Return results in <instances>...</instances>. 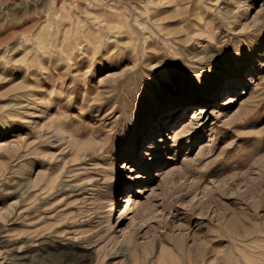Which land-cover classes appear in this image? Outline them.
I'll list each match as a JSON object with an SVG mask.
<instances>
[{"label": "rangeland", "instance_id": "obj_1", "mask_svg": "<svg viewBox=\"0 0 264 264\" xmlns=\"http://www.w3.org/2000/svg\"><path fill=\"white\" fill-rule=\"evenodd\" d=\"M0 264H264V0H0Z\"/></svg>", "mask_w": 264, "mask_h": 264}, {"label": "bare ground", "instance_id": "obj_2", "mask_svg": "<svg viewBox=\"0 0 264 264\" xmlns=\"http://www.w3.org/2000/svg\"><path fill=\"white\" fill-rule=\"evenodd\" d=\"M222 80H223V79H222ZM218 91H219V90H218V87L215 86V87L212 88V92H213V94H217ZM209 96H210V95H201V96H200V99H205V98L208 99ZM182 108H183V106H181V105H180V106H177V107L175 108V110L172 111V112H175L174 114H176V113H180ZM172 112H171V113H172ZM169 113H170V112L165 113V115H167V114H169ZM178 115H179V114H177V115L174 117V119H177ZM166 119L171 120V119H172V116H171V115L166 116ZM158 128H159V126H158ZM153 129H154V128H153ZM159 129H160V128H159ZM159 129L156 131V133L159 132ZM162 129H163V128H162ZM151 132H152V131H151ZM151 132H150V133H151ZM160 132H161V131H160ZM160 132H159V133H160ZM129 197H130V196H129ZM127 200H128V201H131V198H129V199H127ZM127 200H126V201L124 200V202H128ZM118 207H119V206H118ZM118 207L116 208V211H117Z\"/></svg>", "mask_w": 264, "mask_h": 264}, {"label": "snow or ice", "instance_id": "obj_3", "mask_svg": "<svg viewBox=\"0 0 264 264\" xmlns=\"http://www.w3.org/2000/svg\"><path fill=\"white\" fill-rule=\"evenodd\" d=\"M132 175L134 176L135 175V172H133Z\"/></svg>", "mask_w": 264, "mask_h": 264}]
</instances>
